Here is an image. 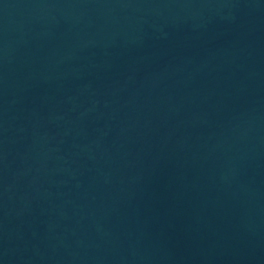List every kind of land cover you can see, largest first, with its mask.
Returning a JSON list of instances; mask_svg holds the SVG:
<instances>
[{
  "label": "water",
  "instance_id": "water-1",
  "mask_svg": "<svg viewBox=\"0 0 264 264\" xmlns=\"http://www.w3.org/2000/svg\"><path fill=\"white\" fill-rule=\"evenodd\" d=\"M0 264H264V0H0Z\"/></svg>",
  "mask_w": 264,
  "mask_h": 264
}]
</instances>
